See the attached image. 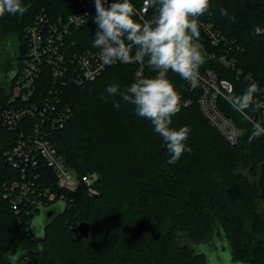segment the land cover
<instances>
[{"label": "trees", "instance_id": "obj_1", "mask_svg": "<svg viewBox=\"0 0 264 264\" xmlns=\"http://www.w3.org/2000/svg\"><path fill=\"white\" fill-rule=\"evenodd\" d=\"M130 2L138 10L144 0ZM22 3L27 7L23 15L0 17V72L8 75L22 68L26 30L38 17L52 22L79 11L78 0ZM221 8L228 16L221 15ZM157 14V8L150 6L146 20ZM95 15L94 8L74 32L75 51L97 49L92 46ZM134 19L143 22L139 15ZM199 25L195 39L215 55L202 68L229 81L231 95H241L248 84L256 83L260 91L254 96L264 100V0H210ZM206 25L220 37L217 45L205 34ZM11 43L16 45L14 55L2 51ZM222 56L233 65L222 63ZM145 63L144 78L155 77L147 58ZM249 73L251 80L246 79ZM167 78L181 96V110L170 127L191 129L185 142L191 152L185 151L171 165L166 145L151 122L137 116L135 106L119 93L113 96L106 91L115 83L124 92L136 82L133 66L112 65L81 87L63 86L45 75L34 101L44 100L54 89L72 112L62 127L47 131V139L78 177L97 176L96 194L90 195L82 184L74 192L60 188L54 172L41 163L42 185L51 186L58 199L64 195L66 202L62 210L58 203L45 212L54 211V216L40 231L34 221L43 212L18 214L1 197L0 188V264H213L211 258L219 260L225 253L230 264H264L263 136L249 140L253 123L222 99V112L244 130L238 144L231 146L203 117L198 104L201 91L174 72L169 71ZM9 88L0 84L1 99ZM245 114L258 115L254 104ZM31 120L15 131L0 129V184L18 178L3 155L17 143L21 129L31 130ZM21 217L24 225L19 224ZM81 222L91 225L88 239L77 230Z\"/></svg>", "mask_w": 264, "mask_h": 264}, {"label": "built area", "instance_id": "obj_2", "mask_svg": "<svg viewBox=\"0 0 264 264\" xmlns=\"http://www.w3.org/2000/svg\"><path fill=\"white\" fill-rule=\"evenodd\" d=\"M115 0H107V4ZM79 11L57 21H49L43 16L38 17L33 25L26 30L27 51L22 68L10 75L6 85H10L4 99L0 98V129L15 131L22 127L27 119L31 120V130H20V137L14 147L4 152L5 161L18 171V178L3 181L0 184L1 197L7 201L18 214L31 215L34 211L46 212L53 210L58 203H65L66 197L59 199L52 193L51 186L42 185L43 177L39 168L41 163L51 169L56 175L58 185L66 191L74 192L82 184L90 195H95L93 184L96 175L78 177L70 170L58 154L56 148L47 139L48 130L54 131L62 127L72 116L71 108L62 105L57 92L49 90L48 96L42 101H34L38 83L49 74L56 83L63 86H84L97 80L112 65H131L134 67L136 79L145 77L146 63L138 61L112 65H103L99 60V49H88L82 52L74 50L73 34L87 22L95 0H78ZM150 6L143 3L138 9V15L146 20ZM261 32L260 29L257 30ZM204 32L214 45L221 40L213 32L210 25L204 27ZM194 44L201 52L203 64L215 59V55L205 51L202 44L194 38ZM135 49H133L134 55ZM220 61L227 66L234 61L221 57ZM199 67L196 83H191L192 89L201 91L198 104L203 117L222 135L228 144L235 146L239 137H232L236 123L225 115L219 107L220 100H227L233 93V85L227 80L218 79L211 69ZM228 101V100H227ZM188 104V103H187ZM258 115L250 117L252 123L259 122L264 127V100L254 96L253 102ZM45 126V128H44ZM264 140V134H262ZM19 224L24 221L19 218ZM26 263L27 260H24Z\"/></svg>", "mask_w": 264, "mask_h": 264}, {"label": "clouds", "instance_id": "obj_3", "mask_svg": "<svg viewBox=\"0 0 264 264\" xmlns=\"http://www.w3.org/2000/svg\"><path fill=\"white\" fill-rule=\"evenodd\" d=\"M106 3L107 0H95L94 23L97 30L92 46L100 50L99 60L103 65H112L117 61L144 64L147 58V65L157 72L155 77L138 79L124 92L115 83L109 85L106 91L113 96L119 93L124 101L135 106L137 116L151 122L170 154L167 163L175 164L185 151L191 152L185 143L191 129L186 125L179 129L170 127L173 117L181 110V96L167 78V73L174 72L189 83H196L204 60L194 44V38L200 35L199 17L209 11L210 0H144L146 5L156 7L158 14L154 19L143 22L134 19L138 12L130 0H115L105 6ZM26 11L22 0H0V17L5 14L23 15ZM220 13L228 16L224 8L220 9ZM251 78L249 73L246 79ZM258 91V85L250 83L243 94L229 95L227 100L236 111L245 114ZM119 106L115 104L116 108ZM262 134L264 127L255 122L249 140ZM231 135L243 136L244 130L234 128Z\"/></svg>", "mask_w": 264, "mask_h": 264}, {"label": "rangeland", "instance_id": "obj_4", "mask_svg": "<svg viewBox=\"0 0 264 264\" xmlns=\"http://www.w3.org/2000/svg\"><path fill=\"white\" fill-rule=\"evenodd\" d=\"M1 44V43H0ZM9 45V46H8ZM4 45V48H2V51L11 52L12 55L16 52V45L8 44ZM3 56V55H2ZM4 57V56H3ZM10 78V75L6 74L5 72H0V84H5L8 82V79ZM245 174L249 175L248 171L243 169L242 167L240 168ZM253 180V179H252ZM64 204L61 203L58 207L59 210L63 209ZM264 208V203L260 204V211L262 212ZM46 219L44 215H40L36 218L34 223L40 226V231H42L43 225L45 223ZM186 243H190L189 241H185ZM192 245V243H190ZM210 262L213 264H229V253H225L223 257H221L219 260L216 257H213L210 259Z\"/></svg>", "mask_w": 264, "mask_h": 264}, {"label": "water", "instance_id": "obj_5", "mask_svg": "<svg viewBox=\"0 0 264 264\" xmlns=\"http://www.w3.org/2000/svg\"><path fill=\"white\" fill-rule=\"evenodd\" d=\"M43 215H46V217L51 218L53 216V211H50L49 213H45V211L42 213ZM78 232L84 239H88L90 237L91 233V225L88 222H81L77 227ZM214 245V244H213ZM213 249V247H212ZM215 256V253L214 255ZM230 260V259H229ZM230 264V263H229Z\"/></svg>", "mask_w": 264, "mask_h": 264}, {"label": "flooded vegetation", "instance_id": "obj_6", "mask_svg": "<svg viewBox=\"0 0 264 264\" xmlns=\"http://www.w3.org/2000/svg\"><path fill=\"white\" fill-rule=\"evenodd\" d=\"M53 216H54V211H53ZM50 219L49 217H46V220Z\"/></svg>", "mask_w": 264, "mask_h": 264}]
</instances>
